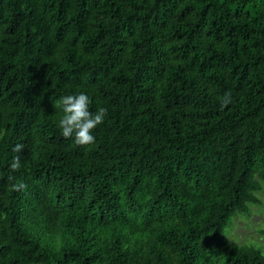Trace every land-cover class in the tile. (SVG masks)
<instances>
[{"label":"trees","instance_id":"16d2710c","mask_svg":"<svg viewBox=\"0 0 264 264\" xmlns=\"http://www.w3.org/2000/svg\"><path fill=\"white\" fill-rule=\"evenodd\" d=\"M263 181L264 0H0V264H264Z\"/></svg>","mask_w":264,"mask_h":264},{"label":"clouds","instance_id":"9594fccd","mask_svg":"<svg viewBox=\"0 0 264 264\" xmlns=\"http://www.w3.org/2000/svg\"><path fill=\"white\" fill-rule=\"evenodd\" d=\"M231 102L230 93H226L221 103L227 106ZM90 99L84 94L67 95L60 98L59 106L62 108L63 115L59 120L61 135L66 139L74 137V142L80 146L90 145L95 142L92 135L93 130L104 122L107 109L98 108L95 113L89 110ZM24 146L15 145L13 151L19 153ZM13 171L21 167L19 156L14 157L11 164ZM27 187L23 183L13 185L14 191H22Z\"/></svg>","mask_w":264,"mask_h":264},{"label":"rangeland","instance_id":"374dc122","mask_svg":"<svg viewBox=\"0 0 264 264\" xmlns=\"http://www.w3.org/2000/svg\"><path fill=\"white\" fill-rule=\"evenodd\" d=\"M261 203H252L248 212H239L227 225L225 239L255 245L264 252V181L263 188L257 191Z\"/></svg>","mask_w":264,"mask_h":264}]
</instances>
